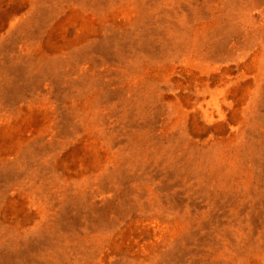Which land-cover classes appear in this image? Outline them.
Wrapping results in <instances>:
<instances>
[{
  "label": "rangeland",
  "instance_id": "374dc122",
  "mask_svg": "<svg viewBox=\"0 0 264 264\" xmlns=\"http://www.w3.org/2000/svg\"><path fill=\"white\" fill-rule=\"evenodd\" d=\"M0 264H264V0H0Z\"/></svg>",
  "mask_w": 264,
  "mask_h": 264
}]
</instances>
